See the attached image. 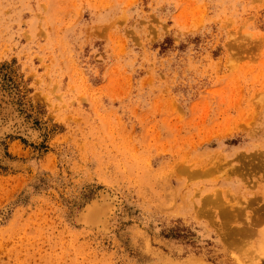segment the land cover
Listing matches in <instances>:
<instances>
[{
	"label": "rangeland",
	"instance_id": "rangeland-1",
	"mask_svg": "<svg viewBox=\"0 0 264 264\" xmlns=\"http://www.w3.org/2000/svg\"><path fill=\"white\" fill-rule=\"evenodd\" d=\"M0 264H264V0H0Z\"/></svg>",
	"mask_w": 264,
	"mask_h": 264
},
{
	"label": "bare ground",
	"instance_id": "bare-ground-1",
	"mask_svg": "<svg viewBox=\"0 0 264 264\" xmlns=\"http://www.w3.org/2000/svg\"><path fill=\"white\" fill-rule=\"evenodd\" d=\"M8 123H9V122H8ZM94 201H95V200H94ZM94 201H92V202H93L94 205H95L96 203H95ZM91 206H92V205H91ZM95 206H96V205H95ZM104 207H105V206H104ZM104 207H103V208H104ZM93 208H95V207L93 206L91 209H93ZM98 210H99V209H97V211H98ZM101 210H102V209H101ZM91 211H92V210H91ZM99 211H100V210H99ZM99 211H98V212H99Z\"/></svg>",
	"mask_w": 264,
	"mask_h": 264
}]
</instances>
